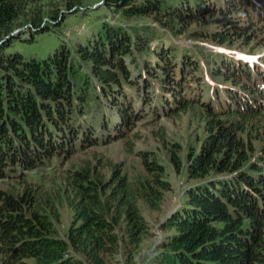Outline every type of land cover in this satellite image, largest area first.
I'll list each match as a JSON object with an SVG mask.
<instances>
[{"label": "trees", "instance_id": "trees-1", "mask_svg": "<svg viewBox=\"0 0 264 264\" xmlns=\"http://www.w3.org/2000/svg\"><path fill=\"white\" fill-rule=\"evenodd\" d=\"M104 3L164 25L195 21L217 3L243 10L246 24L213 30L223 43L264 23V0ZM86 7V0H0V179L13 185L0 187V264H264V151L249 152L264 127V61L220 54L209 80L158 29L131 32ZM157 67L164 74L156 87ZM220 75L231 85L219 87ZM167 90L173 99L162 96ZM155 96L166 110L197 107L207 136L188 162L194 183L162 227L174 229L137 260L150 232L142 205L160 209L169 187L163 166L144 153V172L130 177L101 154L63 161L119 139L136 119L157 117ZM64 201L73 211L65 233Z\"/></svg>", "mask_w": 264, "mask_h": 264}, {"label": "rangeland", "instance_id": "rangeland-1", "mask_svg": "<svg viewBox=\"0 0 264 264\" xmlns=\"http://www.w3.org/2000/svg\"><path fill=\"white\" fill-rule=\"evenodd\" d=\"M224 1L221 0L222 3ZM86 5L85 10L97 8L104 13L106 19L117 22L126 29L130 28L131 32L147 26L158 29L166 35L167 43L180 45L183 50L195 57L201 65L197 74L202 77L201 71L203 70L210 74L207 77L209 80L214 77L211 75V71L217 67V56L220 54L230 56L234 61L247 60L252 63L264 61V23H259L252 28L248 36L239 38L233 36L226 43L220 42L213 36V30L222 27V25L233 29L237 25L246 24L247 22L242 17L243 10L221 8L217 3L203 9V13H200L195 21L164 25L161 21H156L150 16H123L113 8H106L104 0H86ZM220 10L225 11L223 17L217 15ZM86 20L88 19H82L75 25L77 29H84ZM60 32L67 39L72 36V33L65 29H61ZM254 63L253 65H255ZM154 74L151 77V83L157 87L160 83L159 76L164 72L157 67ZM148 76L151 75L147 74ZM218 78L215 82L219 87L230 86L232 83L231 79H226L222 75ZM182 81L186 82L184 79ZM179 92L186 94L182 89ZM162 96L170 100L174 98L169 90ZM162 96H155V100H153L159 106L157 117L136 119L119 139L105 145L89 147L70 156L67 161H63L67 167L79 164L81 160L87 158L96 160V156L101 154L107 160L118 163L122 171L130 177L144 172V153L150 155L151 158L155 156V159L163 166L164 178L169 187L164 190V199L160 209L155 210L142 205L143 213L149 220L150 232L145 237L142 249L135 256L137 260H143L145 256L155 253L158 249L157 242L169 230L174 229H163L162 227L167 216L181 205L182 195L186 194L189 186L194 183V180H189L186 175L188 162L192 154L201 150L207 136L206 119L197 107H175L174 110H166V106H162L166 104V99H164V103H161ZM261 119L264 125V115ZM254 135L251 144L252 150L249 149V152L254 155L253 158H257L264 151V127L260 131H255ZM127 142L130 144L128 145ZM8 181L0 179V187H13L12 183ZM59 210L61 213L59 228L61 232L65 233L72 221L73 211L66 201L59 205Z\"/></svg>", "mask_w": 264, "mask_h": 264}]
</instances>
